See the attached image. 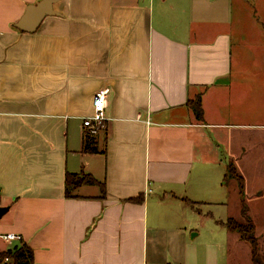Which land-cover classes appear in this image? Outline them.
<instances>
[{"label":"crops","instance_id":"0c3cea01","mask_svg":"<svg viewBox=\"0 0 264 264\" xmlns=\"http://www.w3.org/2000/svg\"><path fill=\"white\" fill-rule=\"evenodd\" d=\"M39 1L0 0V252L27 245L33 264H257L224 225L232 217L255 223L264 262V0H61L60 15L18 29ZM103 88L105 125L92 131L83 121ZM198 94L203 121L187 105ZM85 133L105 153L83 152ZM68 171L104 181L106 196L83 185L67 198Z\"/></svg>","mask_w":264,"mask_h":264},{"label":"trees","instance_id":"16d2710c","mask_svg":"<svg viewBox=\"0 0 264 264\" xmlns=\"http://www.w3.org/2000/svg\"><path fill=\"white\" fill-rule=\"evenodd\" d=\"M187 105L193 110L195 118L199 121L204 120V109L202 105V95L198 94L194 99H189ZM82 151L85 153H105V150H99L98 144L95 140V137L90 133H85L83 136V148ZM227 178H234L238 182L240 193H243L244 188V179L238 173L235 166L230 163L228 167V173L226 174ZM65 196L67 198L77 196L75 191L83 185H98L101 189L102 197L106 196V185L104 181L97 180L92 174L81 172H66L65 174ZM128 200L134 202H141L143 200L142 194L137 197H131ZM242 213L247 217L248 206L243 203ZM224 225L230 231L236 232L239 234L242 240L249 242L252 247L253 257L257 264H264L260 253H259V244L256 237L255 223L247 218L245 221H240L235 218H228ZM12 260L14 264H33L34 263V253L31 247L23 245L21 247H14L6 251L0 252V263H4L5 260Z\"/></svg>","mask_w":264,"mask_h":264},{"label":"water","instance_id":"95a60500","mask_svg":"<svg viewBox=\"0 0 264 264\" xmlns=\"http://www.w3.org/2000/svg\"><path fill=\"white\" fill-rule=\"evenodd\" d=\"M61 0H41L35 5H29L23 15L15 23L18 29L34 32L38 29L43 19L48 15H60L54 5ZM9 211L8 206L0 205V219Z\"/></svg>","mask_w":264,"mask_h":264},{"label":"built area","instance_id":"2783aa9c","mask_svg":"<svg viewBox=\"0 0 264 264\" xmlns=\"http://www.w3.org/2000/svg\"><path fill=\"white\" fill-rule=\"evenodd\" d=\"M108 94H109L108 88L100 89L95 93L93 99V114L90 117L84 119L83 121L84 127H87L92 131H96L104 127L106 121L105 108H106V101ZM4 237L7 240H11L14 239L16 236L10 233L5 235Z\"/></svg>","mask_w":264,"mask_h":264},{"label":"rangeland","instance_id":"374dc122","mask_svg":"<svg viewBox=\"0 0 264 264\" xmlns=\"http://www.w3.org/2000/svg\"><path fill=\"white\" fill-rule=\"evenodd\" d=\"M254 5L255 6H259V4L258 3H255V4H252V6L251 7H254ZM261 61H262V66L260 67L261 68V70L263 71L264 70V54L261 56ZM236 70V69H235ZM264 93H262V102H264ZM257 99H258V95H257ZM229 180H230V182L232 181L235 185H236V187H238V182H237V180L236 179H234V178H228ZM195 208L194 209H196V206H194ZM204 208V209H203ZM252 206H251V212H252ZM234 208H231V211L233 210ZM199 210L200 211H205V212H209L210 210H212L210 207H208V206H205V207H199ZM195 212H196V210H195Z\"/></svg>","mask_w":264,"mask_h":264}]
</instances>
